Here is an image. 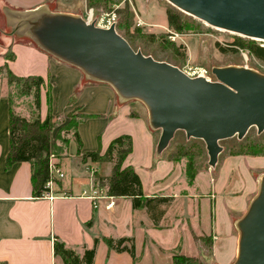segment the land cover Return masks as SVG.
<instances>
[{
	"label": "crops",
	"instance_id": "obj_1",
	"mask_svg": "<svg viewBox=\"0 0 264 264\" xmlns=\"http://www.w3.org/2000/svg\"><path fill=\"white\" fill-rule=\"evenodd\" d=\"M59 1L0 0V38L14 56L9 60L5 49H0V66L6 63L18 76L43 77L42 118L48 112L45 92L48 86L51 94L53 89L56 91L51 102L53 113L66 115L75 109L92 115L77 125L81 153L97 150L101 136L104 145L100 153H103L112 139L129 135L132 150L123 166L134 169L145 197H170L177 201L178 211L184 214V218L177 217L182 228L178 230V222L175 228L161 223L166 207L155 222L144 207L132 210L130 197L111 196L98 185L99 190L95 192L97 188L93 182L90 184V178L78 170L79 164L100 162L82 160L73 139L69 141L67 156L56 160L64 177L55 181L54 197L35 196L31 163L6 164L10 103L7 94H0V263L64 264L54 254L55 241L63 242L82 257L84 249L91 248L97 238L91 264H147V258L151 257V262L155 257L160 258L159 248H169L179 241L175 233L184 232L191 241L199 242L200 247L202 237H207L211 264H232L238 246L236 222L258 192L264 175V154H224L223 150L215 165L199 171L193 177V186H189L182 176L183 161L172 160L169 155L162 157L156 152V135L150 129L144 109L125 102L107 82L91 80L80 68L20 39V34L30 35V22L40 14L60 13L50 8V3L54 2L53 8H56ZM82 3L85 5L86 1ZM76 89L78 92L70 103ZM105 118L110 120L105 122ZM101 164L106 166L100 175L108 176L110 163ZM182 184L184 189H179ZM121 206L123 210L118 212ZM106 238H131L134 255L110 248ZM144 248L146 256L142 255ZM150 249H157L156 253L151 254Z\"/></svg>",
	"mask_w": 264,
	"mask_h": 264
},
{
	"label": "water",
	"instance_id": "obj_2",
	"mask_svg": "<svg viewBox=\"0 0 264 264\" xmlns=\"http://www.w3.org/2000/svg\"><path fill=\"white\" fill-rule=\"evenodd\" d=\"M204 23L264 41V0H166ZM30 35L48 53L107 82L120 97L147 107L149 124L160 130L156 152L178 130L201 139L213 167L219 141L241 139L249 128L264 130V74L244 66L213 67L214 80L189 76L179 67L134 50L115 28L67 13H42ZM237 253L232 264H264V175L257 194L236 222Z\"/></svg>",
	"mask_w": 264,
	"mask_h": 264
},
{
	"label": "rangeland",
	"instance_id": "obj_3",
	"mask_svg": "<svg viewBox=\"0 0 264 264\" xmlns=\"http://www.w3.org/2000/svg\"><path fill=\"white\" fill-rule=\"evenodd\" d=\"M82 1L60 0L57 2L56 8H53L54 2L50 3V8L56 9V11H59L60 13H74L82 18H86L88 10L92 9L94 19L93 21H97L103 17L104 24L102 25H107L108 23L106 19H110L115 24V28L117 24H120L121 28H118V30L116 28V30L123 33L122 30L125 28L127 21L124 8L127 4L129 10L132 12V15H129L131 23L129 25L128 35L126 37L129 39L134 50H139L144 55H149L156 60L171 63L189 75H191L193 71L205 69L206 76L209 77L210 80L215 79L211 73V69L213 67L244 66L264 74L263 60L253 56L247 48L238 46L236 47L233 45V42L237 38H240L244 41L253 40L260 46H264V41L251 39L223 29L212 27L199 19L185 14L184 12H182V17L188 20L192 28L184 31L183 33L175 32L167 24L166 10L177 8L168 3L166 0H109L104 5L98 4L94 6H88L87 3L84 5ZM19 32H21V30ZM20 36V39H23L26 42L30 41L37 46L35 42L36 40L31 35H27V37L23 34H20ZM2 48L5 49L6 54H10V50L6 48V42L0 38V49ZM37 48L40 49L38 46ZM244 54H246V57ZM54 57L58 58L56 56ZM92 79L97 80L91 78V80ZM42 87L44 89V85ZM55 92V89H53L51 94L54 99L56 95ZM0 94L9 95L11 107L19 115L30 118L32 112H36L34 111L33 97L21 96L16 92V89L13 88L12 85L8 86L6 83L5 74H0ZM117 96H119L118 93ZM124 101L132 104L131 106H140L142 109H144L146 111L145 115L149 120L147 107L142 101L138 99H124ZM133 110L135 111V108ZM50 111L53 115H60L53 113L52 110ZM75 111L76 110L73 109L69 112V114L75 115ZM39 113L41 114V112ZM61 115H63L64 118L65 114ZM68 120V118H64V121L58 118L54 119L56 124L53 129V134L54 136L60 137L58 140H56V144L60 149H64V153H61L58 150V154H60L58 157L54 156L55 161H60L62 158L66 157L68 153V148L65 147V144L62 142V138H69L71 133L64 134L63 130L61 129L65 124H67ZM105 120V122H108L110 118H105ZM150 129L153 130L156 135L157 144L158 138L160 136V130L153 129L151 126ZM219 143L223 148L222 151L224 150V154H227L232 150H244V146L247 144L253 146L260 143L264 145V130L261 133H257L256 127H251L243 138L238 139L236 136H233L223 139L219 141ZM97 145L98 149L101 150V145H104L102 136L98 139ZM176 150H178V152L186 153V155L180 156L178 160L183 161V164H180L182 176L185 177L186 181L189 183V186H193V177L199 171L210 168L208 165V154L205 144L201 139L187 138L184 131L178 130L175 132L167 148L160 153V156H171L172 153L176 152ZM79 166L80 168L78 171H81V175L86 178H90L88 181L91 185L93 182L96 187L97 183L95 181V176L98 174H104L106 165L99 163L96 165L79 164ZM184 187L185 185L183 186L182 184L180 185L179 189H184ZM94 190L95 192H98L99 189L97 188ZM131 207L132 210L138 209L133 206ZM121 210H123L122 206L117 209L118 212ZM187 213L189 214L190 211L187 210ZM164 215L165 216L161 223L164 226L170 228L176 227L178 222L177 217L178 219L179 217L184 218V214L178 211V203L174 200V198H170L169 202L167 203ZM182 223L184 225V222ZM177 228L179 231L182 228V225H180L179 222ZM175 236H179V241L176 242L175 245L171 244L169 248H159L158 250L161 253L160 258L155 257L152 259V262L151 257L147 258V264H174V256L176 255H184L193 258V260L188 262V264H211L207 237H202L200 247L199 242L194 240L191 241L189 235L184 232L180 234L175 233ZM156 250L157 249H150L149 252L154 254L156 253ZM142 255H147L145 248L142 250Z\"/></svg>",
	"mask_w": 264,
	"mask_h": 264
},
{
	"label": "trees",
	"instance_id": "obj_4",
	"mask_svg": "<svg viewBox=\"0 0 264 264\" xmlns=\"http://www.w3.org/2000/svg\"><path fill=\"white\" fill-rule=\"evenodd\" d=\"M108 1L109 0H86V3L88 6H94L98 4L104 5ZM124 9L127 17L125 28H123V33H121L120 31H117L118 28H121L120 24H117L116 31L131 45L129 39L126 36L128 35V28L131 23L129 15H132V12L129 10L127 4ZM166 18L168 26L175 32L183 33L184 31L192 28L188 20L182 17V12L178 9H167ZM36 44L38 47H40L37 42ZM233 45L236 47L238 46L247 48L253 56L264 61V47L260 46L253 40L244 41L240 38H237L233 42ZM6 57L7 59L11 60L14 56L12 53H10ZM0 74H5L7 85H12L18 94L21 96L33 97V106L34 111L36 112H32L30 118H27L19 115L12 109L10 97L7 95L10 103V145L9 151L6 155V164L9 166L16 161H28L31 163V181L35 196H41L45 189V182L51 177L48 168L50 156L58 157L60 154H58V150L59 152L64 153V149H60L56 144V140H58L60 137L54 136L53 134V129L56 124L54 119L58 118L64 121V118H68L69 120L67 124L61 128L64 134L71 133L69 138H62V142L65 144V147L67 148L69 141L73 139L77 146V154L81 156L82 160H91L100 163L109 162L111 165V171L108 176H103L100 174L95 176L97 185L105 188L107 194L111 196L130 197L133 207H144L150 214V217L153 218L155 222L158 221L161 215H163L164 208L169 202L170 197H145L143 195L140 179L135 173L134 169L130 165L123 166L125 158L132 150V140L129 135L122 134L112 139L103 153H100V149L81 153L82 143L77 133V125L79 122L91 117V114L78 113L75 111V115H70L68 113L64 116V118L61 114L53 115L50 111L52 107V96L50 87L48 86L46 89L48 112L44 118H41L39 112L40 92L41 87L44 85L43 77L39 75H15L8 68L6 63L0 66ZM76 92H78V89L75 90L73 97H71L70 103H73ZM244 147V150H232L229 153L264 154V145L260 143L253 146L247 144ZM183 155H186V153L178 152V150H176V152L172 153L170 158L172 160H178L179 157ZM97 241V238H95L93 246L89 249H84L82 257H79L73 249L67 247L63 242L55 241L53 246L54 254L55 256H59L63 260L64 264H91ZM106 242L110 248H113L117 251L126 250L132 256L134 255L131 238H120L117 240L106 238ZM207 243L209 244L210 242L207 241ZM128 244L130 245L129 248L127 246ZM192 260L193 258L184 255L174 256V264H188V262H191Z\"/></svg>",
	"mask_w": 264,
	"mask_h": 264
},
{
	"label": "built area",
	"instance_id": "obj_5",
	"mask_svg": "<svg viewBox=\"0 0 264 264\" xmlns=\"http://www.w3.org/2000/svg\"><path fill=\"white\" fill-rule=\"evenodd\" d=\"M87 22H94L95 25L100 26V27H108L111 24H114L110 19H106L107 20V25H102L104 24V18L101 17L99 20L97 21H93V12L92 9L88 10V14L87 17L84 18ZM97 22V23H96ZM264 47V46H262ZM246 57V54H244ZM189 75V74H188ZM189 76H203L206 77L207 79H209V77L206 76V70L205 69H201L200 71H193L191 75ZM49 172L51 174V177L49 179H47V181L44 184V191L42 192L41 196H45L49 199H52L54 196L52 190L54 187V183L56 180H60L64 177V172L62 170V168L60 167L59 164H57V162L55 161V158L53 156H51V158L49 159ZM95 194V193H94ZM113 202H111L110 204H107V206L109 207L110 205H112Z\"/></svg>",
	"mask_w": 264,
	"mask_h": 264
}]
</instances>
